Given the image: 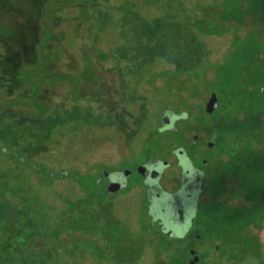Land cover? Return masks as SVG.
<instances>
[{"label": "rangeland", "instance_id": "obj_1", "mask_svg": "<svg viewBox=\"0 0 264 264\" xmlns=\"http://www.w3.org/2000/svg\"><path fill=\"white\" fill-rule=\"evenodd\" d=\"M151 2L0 0V125L17 130L6 139L22 158L17 164L18 157L0 151V189L7 187L3 195L21 211L0 218V254L44 248L66 252L60 264H155L158 253L143 227L149 217L141 209L143 192L136 187L140 179L134 166L145 161L151 146L155 152L150 159L164 156L167 142L176 143L175 135L188 129L190 107L211 87L206 68L215 76L216 62L207 61L218 60L220 53L224 80L219 95H225L220 103L230 105L213 117L237 112L245 92L244 79L234 70L244 43L235 31L236 24L245 25L248 7L242 0ZM260 22L258 30H263ZM250 33L245 30L243 36ZM232 90L237 92L230 98ZM165 110L187 112L186 121L175 134L166 128L155 135ZM55 111L58 123L43 128ZM42 166L53 175L62 170L84 173L96 166L122 168L131 171L126 182L134 188L100 208L61 215L62 197L77 199L82 191L67 178H53L49 184L39 171ZM250 181L257 186L256 177ZM56 232L61 236L53 241ZM97 235L102 243L97 246L110 250L109 261L101 260V247L98 259L86 245ZM188 241L199 248L213 239ZM258 241L243 232L226 237L219 243L218 258L232 255L226 248L234 254L239 248L238 259L253 257ZM210 253L203 246L198 256Z\"/></svg>", "mask_w": 264, "mask_h": 264}, {"label": "flooded vegetation", "instance_id": "obj_2", "mask_svg": "<svg viewBox=\"0 0 264 264\" xmlns=\"http://www.w3.org/2000/svg\"><path fill=\"white\" fill-rule=\"evenodd\" d=\"M256 17L257 19L252 21L247 15L245 25L236 24L238 30L235 32L240 35L244 44L248 40L243 36L247 30L252 33L255 42L264 45V29L258 30L261 22L259 15ZM231 24L235 25L234 22ZM257 30L261 32L258 34ZM221 56L222 53L218 55V60L207 61L211 64L216 62L215 76L213 72L211 74L210 67H207L205 80L211 87L209 91L205 90L199 94L197 107H190L193 115L190 114L191 120L189 126H186L188 129H184L180 135H175L176 143L167 142L168 151L159 157L164 160L170 155L174 156L173 176L183 190H191L181 217L162 219L149 212L145 182L137 172V167L145 164L150 158L134 166L140 179L136 187H142L143 192L139 197V200L143 197L141 209L142 212L146 210L149 217L148 223H144L143 227L147 238L156 244V261L164 259L160 258L159 253H166L164 239L167 238L172 240L175 247L173 253L183 248L187 250L188 258L184 264H190L195 256L198 258L195 264H202L198 253L203 246L214 252L203 259L205 264H264V138L259 139L260 135H264V52L257 53L247 64L248 67L244 64L238 69V79H244L245 93L244 102L238 106L237 112L234 115L229 112L215 119L214 113L223 111L230 105L229 101L220 103L225 97L224 94L219 95V89L220 93L223 92L219 79V73L223 72V69H218ZM236 92L232 90L228 92V96L231 98ZM186 116L184 111L176 115L168 110L163 111L160 115V131L167 128L175 134L176 128H180L182 121H186ZM116 168L113 167L110 173L105 172L96 181L98 189L111 197L108 201L123 196L134 188L126 182V177L131 171ZM125 171L128 173L125 174ZM255 177L258 180L257 186L250 181ZM219 221L222 223L217 225ZM239 232L258 238L253 257L234 259L227 253L225 258H218L221 249L219 243L222 239ZM203 236L220 239L206 241L199 248L188 241H198ZM226 251L234 253L232 249L228 251L226 248ZM238 251L239 248L236 253Z\"/></svg>", "mask_w": 264, "mask_h": 264}, {"label": "trees", "instance_id": "obj_3", "mask_svg": "<svg viewBox=\"0 0 264 264\" xmlns=\"http://www.w3.org/2000/svg\"><path fill=\"white\" fill-rule=\"evenodd\" d=\"M151 5L157 4L160 0H151ZM244 1V6L245 8L248 7V10H244L243 12L251 15L250 17L252 21H255L257 19V15L260 16V19L263 20L264 22V0H242V3ZM242 4H240L241 6ZM239 6V5H238ZM239 6V7H240ZM258 9H260L261 12L257 13ZM241 12L237 13L235 15V18L238 19L240 18ZM171 17V16H168ZM186 20H184L186 23L191 24L193 22H190L189 20L187 21L188 17H185ZM184 18V19H185ZM228 18V16H226ZM174 20V18H171ZM237 22V21H236ZM238 23V22H237ZM187 24V25H188ZM204 32V31H203ZM248 40L244 44V46L241 48L239 51V56L238 59H236V70L235 72L238 73V67L237 66H242L244 64H249L251 60L254 59V56L259 53V52H264V45H260L259 43L254 41V36L252 33L247 35ZM248 67V66H247ZM221 70V69H220ZM222 73V72H221ZM219 79H220V73H219ZM224 78L220 79V85H222V81ZM57 112H59V109H56ZM51 113L52 115L49 116V118L45 119L44 121V126L43 128H50L52 126H55L58 123V113L57 112ZM187 113V112H186ZM188 114V113H187ZM161 131L160 128L156 132L155 135H160ZM17 135V130L15 128H12L11 125L4 126L0 125V151L1 153L7 155V156H12L13 159L15 157H18L15 153V150H13L10 145H8L9 141H7V137L9 136V139L14 138ZM7 150L8 152H6ZM12 150L13 153H10ZM154 150L153 147L151 146L147 152H146V159L152 157L154 155ZM10 154V155H9ZM24 158V157H23ZM20 160V158L18 157ZM27 160V159H26ZM21 161L17 160V164H19ZM27 163V162H26ZM25 163V164H26ZM30 169L33 171H37L35 167L30 165ZM118 170H121L122 168H116ZM113 170V167H108V166H96L94 170H87L84 173H79L77 170H62L58 172L57 174L53 175L50 172H48V169L45 166H42V169L40 173L43 175L44 179L50 184L53 178H67L71 179L73 182H75L80 190L82 191V196L77 198V199H70V198H65L62 197V200L64 202V211H62L61 215H66V214H73V213H78L79 211L86 210V209H94L100 206H103L108 199L111 197L106 196V192L101 191L98 189L96 185V181L104 175L105 172L110 173V171ZM3 175V173H2ZM9 186V185H7ZM5 191H8L7 187L6 188H1L0 189V218H9L11 216H18L20 214V210L17 209V206L9 202L3 193ZM71 217V216H69ZM222 222L216 223L217 225H220ZM58 232L52 234V239L53 241H57L61 235L58 236ZM95 237L96 239H87V246H90L92 249H94V253L98 256L99 258H102V252L105 250V256L101 260H106L109 261V256H110V250L106 251V248L104 246H97V243H100V241L97 240V236H92V238ZM204 238L207 239H213L210 237L205 236ZM219 238H214V240H217ZM206 240V239H205ZM45 242L39 241V245H43ZM102 245V243H100ZM164 248L166 253L162 254L163 258L166 256V259H162L160 261H154L155 264H184V256H188L187 250L183 248L179 252L176 251V253H173L172 251L175 252V247L173 246L172 240H168L167 238L164 239ZM100 247L103 249L102 252H100ZM82 250V249H77L75 251ZM99 250V253L97 252ZM232 255L230 256L231 258L236 259L237 253H231ZM66 255V252H48L44 250V248L39 249L37 252H28L25 254H19L17 256H14L12 254L9 255H2L0 254V264H60L61 260H63L64 256ZM93 255V254H92ZM102 256V257H101ZM94 257V256H93ZM95 258V257H94ZM97 258V257H96ZM205 258H201L202 264H205V261H203Z\"/></svg>", "mask_w": 264, "mask_h": 264}, {"label": "water", "instance_id": "obj_4", "mask_svg": "<svg viewBox=\"0 0 264 264\" xmlns=\"http://www.w3.org/2000/svg\"><path fill=\"white\" fill-rule=\"evenodd\" d=\"M174 164L175 158L170 155L164 160L152 158L137 167V172L142 175L145 182L148 210L163 219L181 217L191 193V190H183L173 176ZM127 173L128 171H125V174ZM197 261L198 258L195 256L190 264Z\"/></svg>", "mask_w": 264, "mask_h": 264}]
</instances>
